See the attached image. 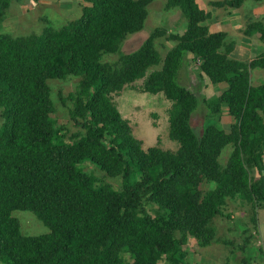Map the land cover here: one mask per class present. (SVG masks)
Masks as SVG:
<instances>
[{
    "label": "trees",
    "instance_id": "obj_1",
    "mask_svg": "<svg viewBox=\"0 0 264 264\" xmlns=\"http://www.w3.org/2000/svg\"><path fill=\"white\" fill-rule=\"evenodd\" d=\"M153 1L76 0L79 14L62 25L27 35L0 32V264H199L188 239L199 247L232 245L215 221L230 220L235 208L226 209L235 201L260 229L264 82L253 84L248 69L264 70V50L243 62L230 45L221 50L224 31L202 25L211 14L196 0H167L165 7L179 8L185 23L181 33L165 36L173 46L164 58L154 47L164 29L125 53L122 43L144 27ZM244 1L211 3L231 13ZM10 2L0 0V22ZM190 72L197 88L207 80L216 93L199 96L181 82ZM72 76L75 89L59 93L70 129L52 117L57 107L48 80ZM139 78L142 91L170 101L175 151L144 149L113 101ZM200 102L204 120L197 131L190 118ZM14 210L33 212L48 231L22 233ZM239 223L246 225L244 217L234 219Z\"/></svg>",
    "mask_w": 264,
    "mask_h": 264
},
{
    "label": "rangeland",
    "instance_id": "obj_2",
    "mask_svg": "<svg viewBox=\"0 0 264 264\" xmlns=\"http://www.w3.org/2000/svg\"><path fill=\"white\" fill-rule=\"evenodd\" d=\"M166 1L154 0L148 5L144 27L130 34L122 43V50L125 53L139 48L152 31L164 29L165 32L155 39L154 46L160 52L161 59L164 58L167 50L173 46V42L166 40L165 36L169 33H181L183 31L182 23H185L181 10L177 7L166 8ZM211 1L215 0H196L199 7L211 14L207 20L203 21L202 25L206 24L211 32L224 31L226 35L221 50H225L230 45L231 52L237 51L239 55H243L240 60L248 64L264 50V0L261 2L262 5L258 6L254 5L251 0H246L237 8H228L234 10L231 13H228L227 7L216 6ZM79 10L80 7L77 6L76 0H11L4 13V18L0 22V32L13 35L39 33L48 24L59 26L66 23L68 19L77 17ZM257 24L258 26H256ZM247 28L246 35L244 31ZM105 56H107L106 60L115 59L113 54ZM248 71L253 84L264 82L263 69L250 67ZM77 82L78 78L74 76L63 80H48L57 107L52 117L56 118L58 124H64L70 129L73 127L67 119L68 110L60 101L59 93L66 97L69 92L75 89ZM181 82L189 87H195L193 90L199 96L209 97L216 93L214 86L207 80H205L206 86L197 88L199 83L195 72H190L189 75L182 78ZM142 84L143 78H139L125 85L123 90L113 95V101L121 117L128 121L132 135L141 142L144 149L158 145L163 149L175 151L178 143L168 136L170 101L161 93L151 94L142 91ZM203 108L204 105L200 102L190 118L191 125L197 131H200L204 120ZM230 119L226 114L221 118L226 129H229ZM229 151V145L222 150L219 157L221 163L222 159L225 162ZM86 167L90 168L89 165ZM256 175V170H253L252 176ZM108 181L110 184L118 186L116 179L109 178ZM237 206L238 203L235 201L231 207L226 209V212L227 210L232 212L235 208V213L230 220L217 218L215 221L216 232L221 234V237L225 236L233 241L232 245L231 243L218 244L214 242L208 246L199 247L193 239L189 238V248L194 252L191 258L195 262L199 264H248L247 260L251 263L256 260L259 262L257 264H261L264 261L257 247V244L259 246L261 244L264 249V208L259 211L260 229L257 232L248 215H244L240 211L242 209ZM12 215L18 218L22 233L35 235L48 231L47 227L31 211L14 210ZM238 216L244 217L246 227L240 228V223L235 226L234 219ZM247 229L254 234L252 239Z\"/></svg>",
    "mask_w": 264,
    "mask_h": 264
},
{
    "label": "crops",
    "instance_id": "obj_3",
    "mask_svg": "<svg viewBox=\"0 0 264 264\" xmlns=\"http://www.w3.org/2000/svg\"><path fill=\"white\" fill-rule=\"evenodd\" d=\"M259 4H257L256 6H258ZM260 5H262L261 3H260ZM234 12V11H233Z\"/></svg>",
    "mask_w": 264,
    "mask_h": 264
},
{
    "label": "clouds",
    "instance_id": "obj_4",
    "mask_svg": "<svg viewBox=\"0 0 264 264\" xmlns=\"http://www.w3.org/2000/svg\"><path fill=\"white\" fill-rule=\"evenodd\" d=\"M258 56V55H257ZM256 57V56H255ZM261 264H264V263H261Z\"/></svg>",
    "mask_w": 264,
    "mask_h": 264
}]
</instances>
